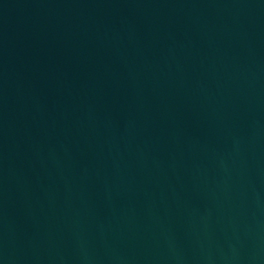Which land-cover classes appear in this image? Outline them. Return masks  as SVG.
<instances>
[{
  "label": "water",
  "instance_id": "1",
  "mask_svg": "<svg viewBox=\"0 0 264 264\" xmlns=\"http://www.w3.org/2000/svg\"><path fill=\"white\" fill-rule=\"evenodd\" d=\"M0 264H264V0H0Z\"/></svg>",
  "mask_w": 264,
  "mask_h": 264
}]
</instances>
